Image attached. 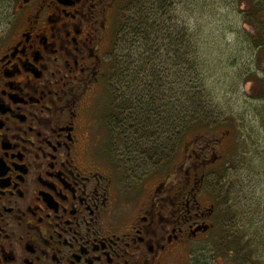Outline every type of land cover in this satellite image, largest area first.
I'll return each mask as SVG.
<instances>
[{"label": "flooded vegetation", "instance_id": "1", "mask_svg": "<svg viewBox=\"0 0 264 264\" xmlns=\"http://www.w3.org/2000/svg\"><path fill=\"white\" fill-rule=\"evenodd\" d=\"M121 3L0 0V264H206L221 239L200 198L216 145L161 177L122 169L158 166L159 143L122 140L142 112L105 107L122 91Z\"/></svg>", "mask_w": 264, "mask_h": 264}, {"label": "rangeland", "instance_id": "2", "mask_svg": "<svg viewBox=\"0 0 264 264\" xmlns=\"http://www.w3.org/2000/svg\"><path fill=\"white\" fill-rule=\"evenodd\" d=\"M128 4L129 0H122V11L118 16L121 22V33L118 34V39L122 50H117V55L123 56L127 50H131L134 56H138L134 53L138 50V41L135 43L128 39L127 28H130V33L134 28V24L127 21L132 9L127 7ZM175 5L176 10L174 6H170L163 11L165 14L158 15V18L163 20L173 33L172 36H174L173 23L179 20L182 29L186 26L182 22L188 20V13L183 8V4L177 5L176 2ZM248 6L249 3L242 6L240 10L247 9ZM242 16L241 11L238 12L236 32L226 31L224 34L227 37L224 41L223 32L217 31L216 22L208 25L206 22L198 21L196 27L191 30L197 39L208 40L211 43V46L203 45V50L200 47L199 50H195L199 58L198 64L202 67L200 68L202 79L205 80L204 111L206 113L204 114L208 117L202 119V123L192 124V114L187 107V95L189 94L190 98L191 93L190 80L187 79L185 72L184 74L181 72V76L177 78L173 74L174 70L181 71L185 68L186 63L188 67L187 60H190L187 56L188 50H174L169 42L161 41L163 49L155 54L153 62L149 63L144 74L139 76L142 78L146 74V78H151V74L155 77L156 85L162 83L159 92L157 89V93L153 94L154 109L159 111L164 107L163 110H167L166 105L169 102H173L174 109L175 103L180 111H174L173 115L170 112L163 122L174 123L179 118L180 128L172 125L174 132L171 129L168 134H164V131L158 133L152 124H145L143 119V122L139 121L137 125L127 124L126 131L130 133L122 136V140L131 142V133L136 132L138 141L135 143L143 149L155 145L152 143H159V159L156 160L158 166L147 165V163L140 164L142 167H122L127 169H125L127 174H129L128 168H141V171L144 170L142 175L149 173L156 174L158 177L165 175L166 172L174 173L182 166H194L191 160H186L187 155L184 154L186 147H190L188 149L190 155L195 150L200 152L199 147L203 146L205 141H210L213 146L216 145L220 158L216 165L208 168L206 188H203L200 198L205 204L217 200L222 236L211 249V253L208 249L203 253L209 252L206 256H210V260L206 264H264V47L258 46V40L254 37L258 33L256 31L254 33V28L251 25L242 24ZM229 20L231 19L226 16L221 25L222 30L230 24ZM122 27L125 28L123 34ZM228 41H233L232 46L227 45ZM164 44L165 47H163ZM136 65H132L131 69ZM122 66L125 64L122 63ZM117 74L114 73L112 77L118 78ZM197 74L200 75L199 72ZM127 84L129 85L127 81L122 80L121 94L116 90L118 95H114L111 90L109 98L111 103L105 106L107 111H112L116 107L114 99L121 95L118 104L123 107L122 111L144 109L143 104L137 101L134 102L135 106L132 105L134 101L132 91L136 85L127 86ZM140 93L137 90V94L140 95ZM108 96L109 92L107 96H103V100ZM106 110L100 108L96 111L102 113ZM203 123L207 128L202 127ZM219 123H223L224 127L217 128L214 132V128L211 127ZM178 132L182 135L176 145L174 136ZM167 148L172 153H168ZM109 154L116 155L113 150ZM162 154H165V158L160 159ZM144 158H147V153Z\"/></svg>", "mask_w": 264, "mask_h": 264}, {"label": "trees", "instance_id": "3", "mask_svg": "<svg viewBox=\"0 0 264 264\" xmlns=\"http://www.w3.org/2000/svg\"><path fill=\"white\" fill-rule=\"evenodd\" d=\"M176 2L177 5L183 4V8L188 13V20L182 22L183 24H186V26H184V28L182 29L180 28L181 26L179 20H176L173 23L174 36H172L173 33L164 24L165 22L158 18V15L165 14L163 11L167 10V8L170 6H174V9L176 10ZM247 3H249L247 9L240 10V8L244 5H247ZM127 7L132 8L130 10V16L128 17L127 21L134 24V28L132 33H130V28H127V26L130 27V25H127L125 28H127L129 34L128 39H130L132 42L135 41V43L138 41V50L137 52H134L135 54H138V56H134L131 50H127V52L123 54L122 63H124L125 66H122V71L125 72H122V80L129 83V85L127 84V86L136 85L134 90L132 91L134 100L132 105L135 106L134 102L136 101L143 104V110H135L133 112H142V114L145 115L143 118L145 119V124L149 123L150 118L154 119L155 123L152 124V126L157 129L158 133L164 131V134H168L171 129L174 132V128L172 125H174L175 128H180L179 118L175 120L176 124L175 122H163V120L166 119V116L170 112H172L173 115V113H175L174 111H180L179 106L175 105V103L174 109L172 107L173 102H169V104L166 105V108L168 106L167 110H163L164 107L159 111H155L154 109L155 102L153 94L157 93V89L159 92L162 87V83L156 85L157 83L155 82V77L151 74V78H146V74L144 77H140L141 74H144V72L146 71L147 65L153 62L155 54L160 53L161 51L159 50L163 49L161 47V41H163V43H165V41L169 42L174 50H188L187 56L190 58V60H187L188 67L186 63L185 68H183L181 71L174 70L173 74H175L177 78L181 76V72L183 74L185 72V75L187 74L188 76H186L187 79L190 80L191 93L190 98L189 94L187 95V107L192 114V124H197L199 122L202 123L204 118L208 117L204 114L206 113L204 111V106L206 105V100L204 99L205 80L202 79V71L200 69L202 67L198 64L199 58L195 50H199V47L202 49L203 45L211 46V43L208 40L203 41L197 39V36L193 34V31L191 32L192 28H195L198 24V21L202 23L206 22L208 25L211 22H216L218 28L217 31L223 32L222 39L224 41L227 37V35L224 34L226 33V31L236 32V17L238 16V12L241 11L243 15L242 24L251 25L254 28V33L255 31L258 33V35L253 34L255 35V39L258 40V46L264 47V0H201L200 2L199 0H129V4ZM202 9L204 10V12ZM132 11H134L133 14ZM226 16L231 19L229 20L231 22L226 28H223L222 30L221 25ZM233 18H235V20ZM125 28L122 27V34L125 31ZM232 44L233 41L227 42L228 46H232ZM163 47H165V44L163 45ZM134 64L137 65L133 69H131L132 65ZM197 72H199L200 75H198ZM182 78H184V76ZM156 79H158V77H156ZM137 90L141 92L140 95L137 94ZM119 97L115 101L116 107L119 105ZM116 109L117 108H113L114 111ZM146 113L153 114L149 115L150 118H148ZM202 127L207 128L204 123ZM208 127H210V125H208ZM221 127H224L223 123L216 124L211 128H214L213 130L214 132H216L217 128ZM181 135L179 132L175 134L176 137L174 136V142L176 145L177 142L181 139ZM171 138L173 139V137Z\"/></svg>", "mask_w": 264, "mask_h": 264}]
</instances>
